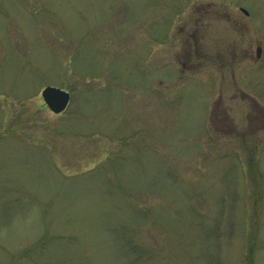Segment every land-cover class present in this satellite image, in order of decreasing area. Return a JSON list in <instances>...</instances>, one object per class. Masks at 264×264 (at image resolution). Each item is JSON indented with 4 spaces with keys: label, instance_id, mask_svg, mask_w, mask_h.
Returning <instances> with one entry per match:
<instances>
[{
    "label": "rangeland",
    "instance_id": "1",
    "mask_svg": "<svg viewBox=\"0 0 264 264\" xmlns=\"http://www.w3.org/2000/svg\"><path fill=\"white\" fill-rule=\"evenodd\" d=\"M0 264H264V0H0Z\"/></svg>",
    "mask_w": 264,
    "mask_h": 264
},
{
    "label": "flooded vegetation",
    "instance_id": "2",
    "mask_svg": "<svg viewBox=\"0 0 264 264\" xmlns=\"http://www.w3.org/2000/svg\"><path fill=\"white\" fill-rule=\"evenodd\" d=\"M194 17L202 18V14L201 16L194 15ZM185 28L187 29L184 30L182 28L180 32V34L182 33V35L185 34V36H182V42L185 45L183 52V57L185 58V62L181 64L184 70H186L185 68L191 69L194 66H196L195 62H191L192 57L194 59H201L203 56L204 57L206 56V53L204 52L205 49L203 48V44L205 43V41H208L205 40L206 37L202 35V29H203L202 27L199 29L196 26H193L192 28L186 26ZM208 43L210 42L208 41ZM232 52H233L234 60L237 59V54H239L241 56L240 58L243 59L248 58V54H249L248 49L239 50L235 46L233 47ZM241 94L243 95L244 93L242 92ZM243 96H245V94Z\"/></svg>",
    "mask_w": 264,
    "mask_h": 264
},
{
    "label": "water",
    "instance_id": "3",
    "mask_svg": "<svg viewBox=\"0 0 264 264\" xmlns=\"http://www.w3.org/2000/svg\"><path fill=\"white\" fill-rule=\"evenodd\" d=\"M41 95L49 109L54 113L62 112L69 102V94L54 87H46Z\"/></svg>",
    "mask_w": 264,
    "mask_h": 264
},
{
    "label": "trees",
    "instance_id": "4",
    "mask_svg": "<svg viewBox=\"0 0 264 264\" xmlns=\"http://www.w3.org/2000/svg\"><path fill=\"white\" fill-rule=\"evenodd\" d=\"M250 258H251V256L249 255L248 259H250Z\"/></svg>",
    "mask_w": 264,
    "mask_h": 264
}]
</instances>
